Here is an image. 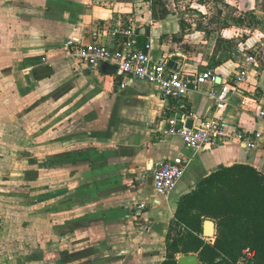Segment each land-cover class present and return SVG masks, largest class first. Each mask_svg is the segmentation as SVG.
<instances>
[{
	"label": "crops",
	"instance_id": "crops-1",
	"mask_svg": "<svg viewBox=\"0 0 264 264\" xmlns=\"http://www.w3.org/2000/svg\"><path fill=\"white\" fill-rule=\"evenodd\" d=\"M129 21L137 26L136 47L152 39L155 57H180L177 70L184 77L211 69L215 81L166 104L154 84L105 74L69 55L79 47H68L69 40L91 45L94 32L103 30L98 41L109 42V31ZM123 41L117 40V49ZM246 51L259 52L258 62L218 110L209 93L233 85ZM261 109L264 0H0V168L11 155L15 164L8 161L7 167L15 169L21 164L15 154L27 148L29 183L22 213L21 201H14L21 190L0 180V224H9L0 228V260L8 250L15 251L13 264L26 262V251L29 262L53 256L56 264H162L168 233L185 231L172 227L176 209L202 179L234 164L264 174ZM183 114L192 126L222 117L255 143L247 147L235 136L194 152L167 133L169 118L181 121ZM12 138L18 144L5 147ZM177 158L190 163L174 192L161 196L152 171ZM140 203L146 207L138 210ZM210 219L213 237L204 233ZM202 228V238L214 244L218 220L205 217ZM21 235L27 245L19 242ZM183 255L188 254L179 253L177 260Z\"/></svg>",
	"mask_w": 264,
	"mask_h": 264
},
{
	"label": "built area",
	"instance_id": "built-area-1",
	"mask_svg": "<svg viewBox=\"0 0 264 264\" xmlns=\"http://www.w3.org/2000/svg\"><path fill=\"white\" fill-rule=\"evenodd\" d=\"M102 33L103 30L94 32L96 41L91 45H84L76 39L69 40L68 47L79 44L75 50L71 49L69 55L82 60L93 69H96L100 62L114 65L116 67L115 75L119 78L133 75L139 80L154 84L166 104L169 99H178L192 90H200L202 85L209 81H215V74L211 69L203 70L194 79H187L180 71L172 70L167 65L168 59L157 58L153 55L152 39H149L144 47H136L135 39L138 36V31L134 21H129L125 27L111 29L109 42L98 41ZM120 37L124 39L123 48L117 49L115 45ZM258 57L259 52L246 51L241 67L233 80V85H223L220 90L210 91L209 96L216 103L218 110H224L231 94L238 91L240 85L248 81L250 68L258 62ZM122 87H125L124 83ZM260 115L264 116V109L260 110ZM187 118L188 116L184 114L181 121H178L176 116L170 117L167 133L172 136H180L194 152L228 143L235 136L243 140V145L247 147H251L255 143L254 140L246 139L244 134L232 130L222 117L203 118L192 127L188 126ZM261 136L262 132L256 133L257 138ZM189 163V159L186 158L158 163L152 171L155 191L161 196L169 197L183 178ZM145 207V203H140L137 209L141 210ZM254 255L253 251L244 250L239 264H249Z\"/></svg>",
	"mask_w": 264,
	"mask_h": 264
},
{
	"label": "trees",
	"instance_id": "trees-1",
	"mask_svg": "<svg viewBox=\"0 0 264 264\" xmlns=\"http://www.w3.org/2000/svg\"><path fill=\"white\" fill-rule=\"evenodd\" d=\"M168 233V255L162 264H178L177 253H198L202 264H234L249 249V264H264V174L246 164H234L202 179L183 196ZM205 217L218 220L214 244L201 234ZM173 230V229H172Z\"/></svg>",
	"mask_w": 264,
	"mask_h": 264
},
{
	"label": "rangeland",
	"instance_id": "rangeland-1",
	"mask_svg": "<svg viewBox=\"0 0 264 264\" xmlns=\"http://www.w3.org/2000/svg\"><path fill=\"white\" fill-rule=\"evenodd\" d=\"M28 69H29V67H25V68H23V71L28 70ZM10 109H12V108H10ZM11 124L12 123H10V125L8 127V129L10 131L12 130V125ZM15 141H18V139H15V140H13V138L12 139H5V144L4 145H5V147L12 148L14 146V144H16V143L18 144V142H15ZM23 145H27V142L25 144H23ZM23 152H25V154H21V155H16L15 154V157L16 156L17 157L20 156V160H21L20 161L21 164H19L17 167H15V169L12 168L11 166H10L11 168L10 167H7L8 163H9L8 161H10V163H14L13 160L10 159V158H12L11 155L8 156L9 159H8V161L5 160L4 169H1L0 168L2 170V171H0V180H2V179L3 180H7L8 179V181H10V183H11L10 185H14L13 189H15V187H16V189L21 190V196H20V198L15 196L14 197V201L16 202V204H17V200H19V202L21 201V205H20L21 206L20 207L21 208V211H22V213H23V211L27 213V206H28L27 200L29 199V196H28V184L29 183L27 182V179H24V177L25 176L27 177V175H28L26 173L27 170H28V164H27L28 162H25V161L28 160V158H27L28 157V149L25 148L23 150ZM5 198L7 200V197H4V199ZM10 198H9V201L11 200ZM162 211L163 212L166 211V213H164L165 215H168L169 214L168 208L164 209V206H162V208H161V212ZM27 224H28L27 223V218L26 217H21V226L26 227ZM8 225L9 224H7V223L0 224V228L7 227ZM157 229H159V228H154L153 231H156ZM27 241L28 240H27V238H24V235H21L19 237V242L22 245H27ZM28 252L29 251H26V252H24V254H22L26 258V262L23 261V264H29V263H32V264H56V262H54L55 260L53 261V258L54 257L53 256L50 257V253H49V257L50 258H48V259L39 258L38 260H35V261H32V262L30 261L29 262L27 260V253ZM3 253H4V251H3ZM14 253H15V251H8V250H6L5 253H4V255H5L4 256V259H1L0 260V264H13V260H15L14 259V257H15ZM54 253H57V255H58V254L62 253V251H55ZM178 254L179 253H177V255ZM62 260L65 262L66 258H65V260L64 259H62Z\"/></svg>",
	"mask_w": 264,
	"mask_h": 264
},
{
	"label": "water",
	"instance_id": "water-1",
	"mask_svg": "<svg viewBox=\"0 0 264 264\" xmlns=\"http://www.w3.org/2000/svg\"><path fill=\"white\" fill-rule=\"evenodd\" d=\"M179 61H180V57L174 55L168 60L167 65L172 70H177ZM98 69L105 74H113L116 71V67L114 65L108 64L106 62H100L98 64ZM188 126L192 127V120L188 121ZM214 225L215 222L212 220L205 221L204 233L207 237H213L215 235ZM178 261L179 264H200L199 257L196 254H188V255L180 256Z\"/></svg>",
	"mask_w": 264,
	"mask_h": 264
}]
</instances>
